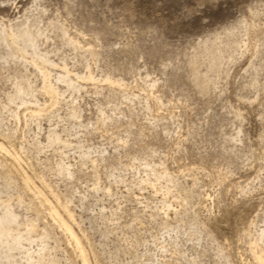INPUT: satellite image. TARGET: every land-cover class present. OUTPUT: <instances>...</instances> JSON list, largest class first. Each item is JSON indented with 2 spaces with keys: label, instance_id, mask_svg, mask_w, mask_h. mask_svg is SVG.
Masks as SVG:
<instances>
[{
  "label": "rangeland",
  "instance_id": "rangeland-1",
  "mask_svg": "<svg viewBox=\"0 0 264 264\" xmlns=\"http://www.w3.org/2000/svg\"><path fill=\"white\" fill-rule=\"evenodd\" d=\"M0 143L7 264H259L264 0H0Z\"/></svg>",
  "mask_w": 264,
  "mask_h": 264
},
{
  "label": "bare ground",
  "instance_id": "bare-ground-1",
  "mask_svg": "<svg viewBox=\"0 0 264 264\" xmlns=\"http://www.w3.org/2000/svg\"><path fill=\"white\" fill-rule=\"evenodd\" d=\"M46 85V84H45ZM50 85V84H49ZM53 87L52 86H49V88H48V90L47 91H50V92H53ZM45 91V90H44ZM55 94V93H54ZM51 96V95H50ZM58 97V96H57ZM0 150H2V152H5V151H7V149H5V147L0 143ZM14 155V154H13ZM10 156V155H9ZM12 156V155H11ZM12 159V158H11ZM14 160H15V162H17L16 161V159H14L13 158V165L15 164L14 163ZM18 164V163H17ZM17 164H15V165H17ZM20 167V166H19ZM16 171H18V170H16ZM22 176V175H21ZM29 179V178H28ZM29 183H31L30 181H28V184ZM27 184V183H26ZM32 184V183H31ZM26 186H28V185H26ZM33 186V185H32ZM33 188V187H32ZM62 207H64V210H65V214H67L68 215V217L70 218V220H72V221H74L75 222V219H74V215H73V213L69 210V207L68 206H62ZM54 212V211H53ZM52 212V213H53ZM55 213H56V215L57 216H59L58 215V212L55 210ZM61 221H62V225L65 227V229H66V232L67 233H69L70 234V236L72 237V239L74 240V242L76 243V245H77V248H78V250L80 251V254H81V257H82V259H83V263L84 264H89L88 263V260H87V253H86V251H85V249H84V247H83V245H82V243H81V240L78 238V236H77V234H76V232L73 230V227H71L70 225H69V223H67V222H65L63 219H61ZM2 225L0 226V235H2ZM30 229V228H29ZM28 231H31V230H28ZM32 232H33V230H32ZM16 237V236H15ZM21 237V236H20ZM16 239V238H15ZM14 240V239H13ZM20 240V239H19ZM22 241V240H21ZM25 241V240H24ZM14 243H15V240H14ZM20 243V242H19ZM33 245V244H32ZM31 245V246H32ZM255 245L256 246H258L259 245V242H257V243H255ZM12 249V248H11ZM8 250H10V249H8ZM4 253V252H3ZM9 253H10V251H9ZM8 253V254H9ZM262 254H263V252H262ZM12 257V256H11ZM32 257V256H31ZM12 259V258H11ZM30 260V259H29ZM257 261H258V263L259 264H264V255H259V256H257V259H256ZM32 261V260H31ZM6 262H11L10 261V255H2L1 254V252H0V264H4V263H6ZM8 263V264H9ZM7 264V263H6ZM13 264V263H12Z\"/></svg>",
  "mask_w": 264,
  "mask_h": 264
}]
</instances>
